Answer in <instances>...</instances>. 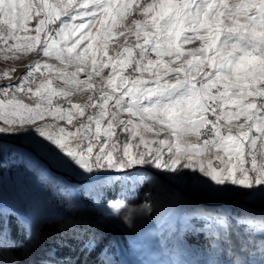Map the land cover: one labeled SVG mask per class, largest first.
<instances>
[{"label":"snow or ice","instance_id":"6c2138e0","mask_svg":"<svg viewBox=\"0 0 264 264\" xmlns=\"http://www.w3.org/2000/svg\"><path fill=\"white\" fill-rule=\"evenodd\" d=\"M156 247L264 264V0H0V264Z\"/></svg>","mask_w":264,"mask_h":264},{"label":"rangeland","instance_id":"374dc122","mask_svg":"<svg viewBox=\"0 0 264 264\" xmlns=\"http://www.w3.org/2000/svg\"><path fill=\"white\" fill-rule=\"evenodd\" d=\"M9 187L7 183V178L5 180V189H4V196L5 200L7 201L9 198ZM88 214L91 215V210H88ZM145 226H141L142 231L144 230ZM109 232L115 236L116 238L120 239L119 232L115 228H109ZM36 259H42L35 257ZM180 257L176 255L173 251L171 250H163L160 249L159 247H156L154 251H151L147 254L143 255H132V256H127L125 257L127 264H173V261L176 259H179ZM254 259L259 262L260 256L257 255L254 257ZM130 262V263H129Z\"/></svg>","mask_w":264,"mask_h":264},{"label":"trees","instance_id":"16d2710c","mask_svg":"<svg viewBox=\"0 0 264 264\" xmlns=\"http://www.w3.org/2000/svg\"><path fill=\"white\" fill-rule=\"evenodd\" d=\"M5 254H8L7 250H5ZM38 258H43L42 254H37Z\"/></svg>","mask_w":264,"mask_h":264}]
</instances>
